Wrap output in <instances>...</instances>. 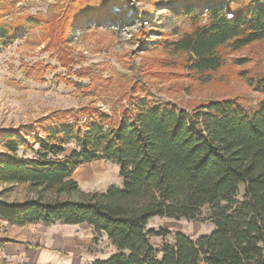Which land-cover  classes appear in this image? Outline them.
Segmentation results:
<instances>
[{
	"label": "trees",
	"instance_id": "trees-1",
	"mask_svg": "<svg viewBox=\"0 0 264 264\" xmlns=\"http://www.w3.org/2000/svg\"><path fill=\"white\" fill-rule=\"evenodd\" d=\"M20 1L0 0V41L49 25L20 13ZM245 1L236 11L234 0H171L170 11L190 29H176L167 51L186 57V69L210 82L226 63L222 49L264 40V0ZM115 5L125 4L69 0L67 23L74 29L121 19ZM249 83L264 95V79ZM0 147V221L87 225L95 242L106 237L116 249L93 264H264V97L254 108L226 98L190 113L144 90L119 118L98 108L59 110L34 125L0 130ZM102 160L119 166L123 186L83 191L75 172ZM19 188L25 199L9 201ZM155 217L209 221L215 230L193 239L149 229Z\"/></svg>",
	"mask_w": 264,
	"mask_h": 264
},
{
	"label": "rangeland",
	"instance_id": "rangeland-1",
	"mask_svg": "<svg viewBox=\"0 0 264 264\" xmlns=\"http://www.w3.org/2000/svg\"><path fill=\"white\" fill-rule=\"evenodd\" d=\"M170 1L120 0L125 5H115L113 13L121 19L71 29L65 14L69 0H21L20 13L49 25L33 27L18 40L0 41V130L20 129L56 111L84 107L119 118L144 90L156 102L190 113L203 102L226 98L256 107L264 95L250 85L249 78L264 79V40L238 51L222 49L225 65L204 83L186 69V57L167 51L168 42L177 40L172 35L176 29L181 33L190 29L187 19L170 11ZM247 6L245 0L232 4L236 11ZM142 37L147 43L143 44ZM74 148L68 146L64 155ZM82 169L95 175L96 182L76 176ZM77 171L74 179L83 191L123 186L119 166L112 162H93ZM25 196L19 188L9 201H23ZM148 228L182 232L193 239L215 230L209 221L167 217L153 218ZM94 238L87 225L19 228L0 221V264H93L116 252L106 237L96 242ZM152 242L156 248L161 245L157 237Z\"/></svg>",
	"mask_w": 264,
	"mask_h": 264
},
{
	"label": "bare ground",
	"instance_id": "bare-ground-1",
	"mask_svg": "<svg viewBox=\"0 0 264 264\" xmlns=\"http://www.w3.org/2000/svg\"><path fill=\"white\" fill-rule=\"evenodd\" d=\"M76 176L78 177H82V179L87 180L88 182H96V176L95 175H91V173H89V171L82 169L80 171H77Z\"/></svg>",
	"mask_w": 264,
	"mask_h": 264
}]
</instances>
